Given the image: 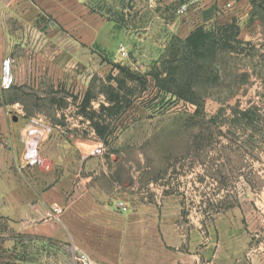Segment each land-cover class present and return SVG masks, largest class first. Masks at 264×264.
<instances>
[{"label":"rangeland","instance_id":"1","mask_svg":"<svg viewBox=\"0 0 264 264\" xmlns=\"http://www.w3.org/2000/svg\"><path fill=\"white\" fill-rule=\"evenodd\" d=\"M163 3L58 0V17L38 6L31 33L14 34L11 57L17 83L0 95V102L12 105L14 116L51 128L41 141L55 144L43 148L51 156L42 158L39 171L53 172L56 167L58 177L66 179L77 171L84 174L85 163L78 167L83 158H103L108 173L104 190L110 195L107 205L115 206L121 200L126 204L128 234L138 226L147 231L141 239L144 247L155 238L150 234L156 231L157 217L158 243L169 250L172 231L166 223L178 219L192 228L201 224L203 231L210 228V237L215 220L229 209L264 205V25L256 22L244 29L241 39L255 49L216 58L212 65L216 73L199 88L204 108L196 112L189 103L158 94L148 76L165 56L174 35ZM49 30L58 34H49ZM121 44L129 51L124 59L118 54ZM121 67L130 69L135 79L123 74ZM123 81L119 94L134 103L124 116L104 119L113 133L105 142L101 140L103 154L91 155L92 149L77 141L80 134L72 131L70 118L87 94L95 98L97 110L100 104L109 106L108 95ZM251 106L259 109L244 119L239 111ZM58 127L65 128L64 132ZM68 186L74 191L78 182ZM60 208L58 216L63 218L65 208ZM70 218L62 219L67 226L61 220L63 238L32 237L27 247L19 246L18 252L9 248L8 254L20 256L24 263L19 264H77L79 252L97 255V259L104 256L102 230L97 239L93 233L88 237L84 216V222L73 224L80 231L76 242L71 238ZM4 229L0 222L3 238H19Z\"/></svg>","mask_w":264,"mask_h":264},{"label":"crops","instance_id":"2","mask_svg":"<svg viewBox=\"0 0 264 264\" xmlns=\"http://www.w3.org/2000/svg\"><path fill=\"white\" fill-rule=\"evenodd\" d=\"M186 1L192 3L189 11L178 16V6ZM163 4L168 7L165 13L168 27L180 38H186L196 28L226 25L234 19L239 22L243 37L251 9L250 0H164ZM38 6L58 17V0H0V71L3 61L11 59L14 62L15 85V60L11 57L15 48L14 34L31 33L30 24L38 17ZM47 33L58 34L54 30ZM7 92L1 90L0 85V95ZM95 105L92 102L97 110ZM12 107L0 102V222L4 224L6 232L19 238H3L4 234L0 233V264L24 263L15 253L8 254V249L13 247L11 251L16 248L15 252H18L19 246L22 249L27 247L32 237L38 240L63 238L62 221L65 226L67 221L62 219L67 215H71L70 234L76 242L80 231L73 224L84 222V216L88 237L93 233L94 239H97L98 231L102 230V245L107 249H104V256L98 259L103 262L96 258L97 255L94 257L88 253L100 264H264V205L261 203L254 207H234L220 215L211 226L213 233L209 234L210 237L207 235L210 228L203 231L201 224H195L192 228L190 223L180 224L178 219L166 223L172 231L169 250L158 243L159 220L156 217V231L152 230L150 234L155 238L146 250L141 239L148 232L138 226L136 231L130 229L132 232L128 234V210H118L116 205L119 202H115V206L107 205L110 195L104 190L103 180L108 174L105 160L101 157L90 160L83 158L87 161L77 162L78 167L85 163L87 170H84V174L80 175L81 171H77L66 179L58 177L56 167L53 172H40V164L28 165L23 160L26 150L24 141L31 118L14 116ZM15 117L17 121H14ZM70 120L72 131L80 134L77 141L90 148L101 144L103 147L88 119L76 113ZM58 128L60 132L65 130ZM84 132L86 135H83ZM52 143L55 144V141L39 143L41 158L51 156L43 148ZM65 166L62 164V167ZM70 182H78L74 191L69 190ZM61 206L65 208L63 218L53 213L55 207ZM142 210L147 211L146 208ZM150 210L158 215L156 209ZM4 251L8 252L4 254Z\"/></svg>","mask_w":264,"mask_h":264},{"label":"trees","instance_id":"3","mask_svg":"<svg viewBox=\"0 0 264 264\" xmlns=\"http://www.w3.org/2000/svg\"><path fill=\"white\" fill-rule=\"evenodd\" d=\"M250 4L247 24L253 25L258 22L264 25V0H250ZM241 32L239 22L234 19L229 24L214 25L210 29L196 28L186 38L173 35L165 56L148 74L158 94L189 103L196 107V112L202 110L204 101L200 100L199 88L208 83L210 76L216 73L212 67L216 58L218 56L231 58L234 54L243 53L245 48H256L251 42L241 39ZM120 71L128 78L135 79L130 69L121 67ZM119 83L120 88L111 91L108 95L109 106L100 104V110H92V102L95 98L90 94H87L78 106L77 113L91 122L97 137L104 142L113 133L109 124H104V119L113 121L124 116L134 103V99L120 96L119 90L123 88L125 82ZM256 109L259 108L251 106L239 113L244 119H248L250 112ZM96 118H100L102 122ZM230 207L233 206H228L226 209Z\"/></svg>","mask_w":264,"mask_h":264},{"label":"built area","instance_id":"4","mask_svg":"<svg viewBox=\"0 0 264 264\" xmlns=\"http://www.w3.org/2000/svg\"><path fill=\"white\" fill-rule=\"evenodd\" d=\"M191 1L182 2L178 8H177V15L182 16L185 15L190 8ZM228 7H231V5H228ZM118 54L120 58L124 59L129 56V51L127 49V46L124 44H121L118 48ZM14 62L11 59H6L3 61L0 71V85L1 90L7 92L13 89L15 85V76H14V69H13ZM51 131L50 127H41L39 122L36 120H32L30 122V128L27 132V136L25 137V145L26 150L23 155V160L28 165H39L43 162V159L39 156V143L41 140L45 137V135L49 134ZM92 150L91 155L94 153H101L103 151L102 144L99 146H95L91 148ZM118 210L121 211H127V206L123 202H119L116 205ZM53 213L55 215H58L62 213V209L60 207H55L53 209ZM77 264H100L99 262L95 261L92 257H90L85 252H79L77 256Z\"/></svg>","mask_w":264,"mask_h":264},{"label":"water","instance_id":"5","mask_svg":"<svg viewBox=\"0 0 264 264\" xmlns=\"http://www.w3.org/2000/svg\"><path fill=\"white\" fill-rule=\"evenodd\" d=\"M17 120H18V118H17V117H15V118H14V121H17Z\"/></svg>","mask_w":264,"mask_h":264}]
</instances>
